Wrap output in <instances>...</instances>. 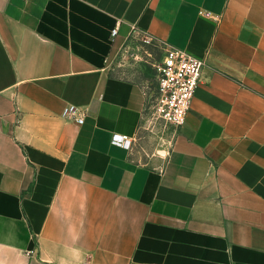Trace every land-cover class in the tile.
<instances>
[{"label": "crops", "instance_id": "0c3cea01", "mask_svg": "<svg viewBox=\"0 0 264 264\" xmlns=\"http://www.w3.org/2000/svg\"><path fill=\"white\" fill-rule=\"evenodd\" d=\"M139 34L206 61L160 163ZM0 264H264V0H0Z\"/></svg>", "mask_w": 264, "mask_h": 264}, {"label": "rangeland", "instance_id": "374dc122", "mask_svg": "<svg viewBox=\"0 0 264 264\" xmlns=\"http://www.w3.org/2000/svg\"><path fill=\"white\" fill-rule=\"evenodd\" d=\"M165 53L166 47L161 40L153 38L147 41L145 35L139 34L129 40L110 67L113 75L143 85L147 93L145 118L137 142L138 159L143 162L160 163L158 155H165L175 134L172 126L165 125L152 112L158 91V67Z\"/></svg>", "mask_w": 264, "mask_h": 264}, {"label": "built area", "instance_id": "2783aa9c", "mask_svg": "<svg viewBox=\"0 0 264 264\" xmlns=\"http://www.w3.org/2000/svg\"><path fill=\"white\" fill-rule=\"evenodd\" d=\"M117 29L113 30L115 35ZM153 37L146 35V40ZM164 43V41H162ZM165 44V43H164ZM166 47L157 74V96L152 105L153 115L161 119L165 125H170L177 130L181 127L191 110V103L195 91L201 81L206 61L188 51L176 47ZM63 115L73 117L82 122L85 112L75 105H68ZM114 142L130 147L132 139L127 136L115 135Z\"/></svg>", "mask_w": 264, "mask_h": 264}]
</instances>
